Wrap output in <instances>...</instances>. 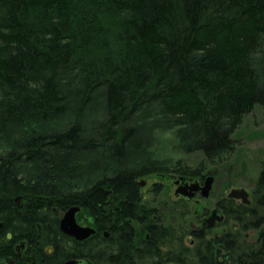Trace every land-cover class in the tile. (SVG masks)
<instances>
[{"label":"trees","instance_id":"16d2710c","mask_svg":"<svg viewBox=\"0 0 264 264\" xmlns=\"http://www.w3.org/2000/svg\"><path fill=\"white\" fill-rule=\"evenodd\" d=\"M257 107L264 113V0H0V203L16 207L12 197L24 195L29 222H52L59 237L70 206L97 215L124 201L116 220L127 223L143 209L140 179L213 174ZM220 203L241 222L231 245L239 253L264 214L256 200ZM177 233L167 227L158 264H197L188 248L176 258ZM250 249L234 257L251 260ZM84 254L99 264L96 250ZM68 257L56 250L48 262Z\"/></svg>","mask_w":264,"mask_h":264},{"label":"flooded vegetation","instance_id":"af4514ba","mask_svg":"<svg viewBox=\"0 0 264 264\" xmlns=\"http://www.w3.org/2000/svg\"><path fill=\"white\" fill-rule=\"evenodd\" d=\"M151 178L147 177L139 180L140 187L144 188L141 191L143 209L134 210L130 217L131 221L127 223L120 224L116 220L118 219L117 213L123 209L124 201H120L119 205L114 206L115 208L108 207L106 214H104L105 209L102 208L97 215L91 213L85 206L77 205L81 207V210L76 214L79 225L90 226L96 230L94 234L85 239H77L61 228V220L65 212L72 206L65 209L59 220V229L65 234L66 238H64L55 234L56 225L52 222L44 224L37 222L35 226L34 222H29L34 215H31V217H28L29 213L27 216L25 215L28 212V200L24 195L20 194L12 197L11 201L16 202V207H3L0 203V264H47L56 250L59 252L66 251L69 255L68 259H65L61 264H65L70 260H76L78 264H95L84 254L85 251L95 252V250L99 264H108L104 260V250L109 248L113 252L110 254L113 260L111 264H147V261L150 264L152 261L151 255L159 257L154 264L160 263L163 261V251H168V246L161 242L167 227H169L163 221L161 208L164 209L168 203L164 202L163 198H159L163 188H158L163 186V179L152 182L149 185L150 187L147 190L145 189ZM205 179L192 180L184 175L172 178L176 187L175 195L178 199L175 202L182 205L181 212L177 208V217L179 220L182 219L181 225L178 226L180 230H178L177 236L183 240V243L181 244L176 240V244H174L178 249L176 258L179 261L184 260L185 256L182 254V248H188L192 250L193 254L197 255V264H264L263 223H260L257 228L248 227L247 230H244L243 239L238 245L240 252L244 247L246 249L251 248L249 254L250 256L253 255L251 260L243 254L234 257V254L240 252L236 253L235 249L233 250L231 246L233 244L232 238L233 235H242L238 232L241 222L232 220L229 216V208L226 211L225 206V208L221 207V200L216 203L209 200L212 190L208 196H204L201 189L194 191L193 196L176 194L178 187L194 181L204 185ZM142 181H144V184H141ZM259 185L264 187V179L255 184L257 186L255 191L258 196L249 193L251 202L248 205H252L256 200L259 204L258 207L261 208V212L264 214V189L260 191ZM151 195L152 197H149ZM223 197L225 198V196ZM235 199L244 203L241 199ZM4 200L5 197L0 202ZM7 201H9L8 198ZM228 202L230 204V201ZM189 203L195 204L193 209L188 205ZM261 203L263 204L260 206ZM224 204H226V200ZM13 208L17 209V214ZM217 209L222 219H216L214 222L209 223L208 219ZM33 213L38 216L37 211L33 210ZM45 215L46 212H42V216ZM6 226L7 228H5ZM252 234L254 239L249 240V236ZM216 236L219 237V244L215 242ZM152 237H156L154 239L155 245L151 244ZM70 252H75L78 257L70 256ZM77 252H80V254L78 255ZM243 253L246 254L244 251ZM144 255L149 258H144ZM186 262L187 256L183 263L170 264H186Z\"/></svg>","mask_w":264,"mask_h":264},{"label":"rangeland","instance_id":"374dc122","mask_svg":"<svg viewBox=\"0 0 264 264\" xmlns=\"http://www.w3.org/2000/svg\"><path fill=\"white\" fill-rule=\"evenodd\" d=\"M235 139L236 148L232 157L220 162V164L215 165L214 162L210 164L215 176L212 194L209 198L213 203L222 200L223 196H228V193L234 187H245L249 193L254 194L256 180L264 164V113L261 107H257L253 112L245 116L244 122L235 134ZM155 142V146L157 144L160 147L162 155L170 152V145H168L166 140H163V142L156 140ZM177 156H180L189 165H194L201 160L209 163L203 160L204 156L202 154L186 155L178 153ZM160 177L158 178L163 179L164 189L159 198H163V201L168 203L166 211L163 213V221L167 225L175 226L178 231L180 230L178 226L181 225L182 219L179 220L177 217V208L181 212L182 205L175 202L178 199L175 195L176 187L172 179L168 180ZM154 181H158V179L153 176L145 189L147 190ZM149 197H152V195ZM188 205L193 209L195 204L189 203ZM176 219L179 221H176ZM251 239H254L253 234L249 236V240Z\"/></svg>","mask_w":264,"mask_h":264},{"label":"water","instance_id":"95a60500","mask_svg":"<svg viewBox=\"0 0 264 264\" xmlns=\"http://www.w3.org/2000/svg\"><path fill=\"white\" fill-rule=\"evenodd\" d=\"M183 180V179H182ZM215 181V176L213 174H209L206 176L205 183L204 185H200L199 182H192V183H187L183 186H180L176 190V194L181 193L182 195L185 196H193L194 191L201 189L203 192L202 194L204 196H208L212 190L213 183ZM141 184H144V181L141 182ZM188 190H191L190 192ZM249 191L245 187H234L231 189V191L228 193L229 198H237L241 199L244 203L249 204L250 198H249ZM81 210L80 206H72L69 208L62 220H61V228L64 232L67 234L74 236L77 239H85L92 234L95 233V229L90 227V226H81L77 222L76 214ZM216 219H222V216L219 215L218 209L214 210L213 215L208 219V222H214ZM65 264H78L76 260H70L67 261ZM91 264V263H89Z\"/></svg>","mask_w":264,"mask_h":264}]
</instances>
